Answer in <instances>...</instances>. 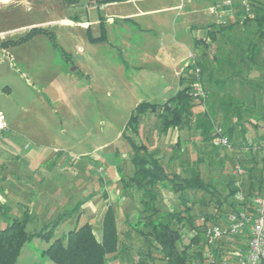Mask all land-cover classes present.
I'll return each mask as SVG.
<instances>
[{
	"label": "rangeland",
	"instance_id": "rangeland-1",
	"mask_svg": "<svg viewBox=\"0 0 264 264\" xmlns=\"http://www.w3.org/2000/svg\"><path fill=\"white\" fill-rule=\"evenodd\" d=\"M211 2L128 0L109 3L104 10L90 0H78L71 5L61 0L0 2V42L16 39L32 26L47 30V34L39 33L0 49V121L8 128L1 143L23 154L31 155L35 149L48 157L47 163L36 161L32 166L48 167L52 184L41 186L49 193L56 192L54 204L45 202L43 214L31 215L26 230L38 231L64 210L72 211L59 220L49 240L32 237L27 241L14 264H56L42 252L50 242L86 221L92 222L100 235L108 207L114 216L117 247L108 255L106 264H133L139 248L146 250L129 225L137 214L139 194L133 188H124L122 183L133 172L131 139L157 145L163 163H168L174 143L159 131L156 113L143 116L137 134L126 129V122L139 102L160 104L178 90L176 74L181 61L190 60L191 52L195 57L203 52L202 59L209 69L212 65L218 68L215 75L219 76L222 68L215 63L214 55L221 60L227 55L235 58L241 51L233 44L235 41L245 48L246 38L253 35L241 25L229 35L210 41L209 48L194 47V37L205 38L206 29L201 26L215 22L205 14ZM146 10L152 11L140 13ZM104 13L114 20L105 23L108 40L93 43L89 36L99 34V26L94 22ZM82 15L92 24L89 29L80 22ZM261 44L257 64L264 59V39ZM178 134L182 157L179 155V160L170 163L181 172L179 161L195 160L202 144L185 129ZM257 136H264L263 127L250 128L245 133L248 142ZM261 143L264 145V140ZM203 156L198 163L200 174L218 187L223 186L234 165L241 163L232 159L222 168L208 148H204ZM237 156L239 160L243 158L240 153ZM224 159L227 161V157ZM240 167L244 170V166ZM168 189L165 186L159 198L164 210L175 204V196ZM96 201H100L99 208L93 206ZM35 205L33 202L32 206ZM195 213H199L198 207ZM15 215L14 209L6 212L2 225ZM152 251L157 255L156 250ZM190 264H198V260Z\"/></svg>",
	"mask_w": 264,
	"mask_h": 264
},
{
	"label": "trees",
	"instance_id": "trees-1",
	"mask_svg": "<svg viewBox=\"0 0 264 264\" xmlns=\"http://www.w3.org/2000/svg\"><path fill=\"white\" fill-rule=\"evenodd\" d=\"M61 1L68 5L78 2ZM123 1L128 0H94L97 6ZM239 25L249 29L253 36L246 38L245 48L240 42H233L241 49L235 58L227 55L221 60L214 55L215 63L222 68L218 71L219 76L215 75L218 68L212 65L209 69L201 52L196 55L193 64L183 67L178 79L180 87L171 97L160 104L141 101L129 115L126 129L131 134L138 133L143 116L156 113L160 120L159 131L166 134L171 129L178 132L185 129L202 144V149H199L201 152L195 160L179 161L182 171L177 172L170 162L176 158L179 160V155L182 157L179 136L172 147L168 163H163L157 146L135 143L127 135L133 145V172L122 179V183L124 188H133L139 194L137 214L129 225L146 248L144 251L142 247L139 248L138 259L133 264H190L193 260L205 264L208 256L215 261L219 260L211 254L212 248H217L222 238L228 241L237 239L243 230L238 233L223 231L217 240L208 243L204 235L205 228L219 225L226 229L229 213L253 211L251 197L264 192V157L259 149L254 148L259 146L264 149L261 143L264 136H257L251 142L245 138L250 128H264V75H261L264 59L256 63L264 39V0H256L253 14L243 22H212L201 26L206 29L205 38L194 37L193 45L209 48L210 41L215 42L219 35H229ZM39 33L47 34V30L42 26H32L16 39L1 41L0 49L20 44ZM106 39L105 22L100 17L99 34L89 36V40L97 43ZM196 67L198 72H195ZM196 81L200 82L206 93L203 100L193 88ZM217 135L227 138L230 145L211 144ZM204 148L212 150V156H217L216 163L222 168L232 159L241 162L234 165L222 187L213 181H206L200 174L198 163L204 159ZM219 151L223 152L221 156ZM237 153L242 154L241 160ZM235 166H244L243 173L234 172ZM165 186L174 194L175 204L164 210L159 204V198ZM238 192L243 195V199L236 198ZM196 207L199 213H195ZM109 208L103 217L100 235L86 221L69 229L63 237L54 238L42 251L43 254L56 264H106L108 255L117 247L114 216ZM70 210H65L40 230L32 232L26 230V224L31 220L27 210L20 216L15 213L11 219L5 220L4 225L0 226V264H14L21 248L32 237L49 240L59 220L70 215ZM0 212L7 211L0 207ZM206 247L208 250H205ZM153 249L157 255L153 254ZM231 257L236 261L235 253L228 254L226 258L230 260Z\"/></svg>",
	"mask_w": 264,
	"mask_h": 264
},
{
	"label": "crops",
	"instance_id": "crops-1",
	"mask_svg": "<svg viewBox=\"0 0 264 264\" xmlns=\"http://www.w3.org/2000/svg\"><path fill=\"white\" fill-rule=\"evenodd\" d=\"M108 4L101 5L99 9L104 10V8ZM153 10H158V9H153ZM150 11L152 10L141 11L140 13H149ZM100 17L107 24L113 23L114 21L113 18L107 16L106 13H104V15ZM100 17L98 22L97 21L94 22L98 26H99ZM125 19H130V18H125ZM80 22H82L84 26H87L88 29L92 25L91 23L89 24L86 15H82V20ZM191 28L193 29V27ZM108 37L109 36L107 35V40ZM186 63H187V59H183L181 61L180 69L177 72L179 74H176L178 75V79L180 74L183 72V67L186 66ZM7 131L8 128L6 130V133ZM6 133L3 138V142L4 139L6 138ZM167 136H169V140H171L172 143H175L179 134L177 130L171 129L166 133V138ZM154 146L157 145H153V147ZM30 153L31 155H28V153L23 154L22 151L16 149L13 146H9V145L6 146L4 143L2 144V151L0 152V207L2 208V210L5 209L7 213L14 209V212L18 216H20L24 210H27L30 216L31 215L37 216V214H43L44 212L43 207L45 202L48 203L50 202L51 204H54V202L56 201V196H54L56 192H54V194L49 193L47 188H45L47 184L48 185L52 184L51 183L52 180L50 181V178L48 176L49 173L48 167L41 166L38 164V166H36L37 167L36 169V167L32 166V162L36 163V161L38 163L40 162V164L41 162L47 163L49 160L48 157L42 156V154L35 149H32ZM55 163L56 162L53 161L54 166ZM38 168H40L41 170L38 171ZM42 183H44L45 189H43V186H41ZM33 202L34 203L36 202L35 207L32 206ZM98 203H100V201H96L93 203L94 208L100 207L101 204ZM9 204H11V206H9ZM5 214L6 212L5 213L0 212V226L2 225L3 222L2 216H5ZM87 222L93 225L92 222L90 221ZM248 238H249V231H248V227L246 226L244 227L242 233L238 236L237 239L233 241L230 240L228 241L225 240V238H222L217 243L218 247L215 249L212 248L211 254L213 253L216 256L215 258L216 259L219 258V260L226 258L230 253H237L239 250H244L247 246ZM205 250H208V247H206ZM229 264H237V263L234 260V258L231 257V259L229 260Z\"/></svg>",
	"mask_w": 264,
	"mask_h": 264
},
{
	"label": "built area",
	"instance_id": "built-area-1",
	"mask_svg": "<svg viewBox=\"0 0 264 264\" xmlns=\"http://www.w3.org/2000/svg\"><path fill=\"white\" fill-rule=\"evenodd\" d=\"M94 0H90V3ZM256 0H214L205 9V14L211 16L215 22L219 24H225L232 21L243 22L253 14V8ZM190 60H187L186 65L193 64L195 61V54L191 52L188 56ZM199 69L196 67L195 72ZM196 95L202 100L206 98V93L202 89L200 82L196 81L193 84ZM7 130V125L4 121H0V152L2 151V137ZM211 143L214 145H226L230 143L222 135L215 136ZM255 149L261 151L264 157V149L259 146H255ZM234 172L242 174L243 169L239 166H235ZM236 198L243 199V195L238 192ZM253 203V211L251 212H238L229 213L227 215V228L222 229L219 225L207 226L204 230L205 238L208 243H212L217 240L223 231L230 233H238L248 227L249 238L247 247L244 250H240L235 253V259L237 264H262L264 262V192L261 195L251 197ZM205 264H229L227 258L215 261L211 256L205 259Z\"/></svg>",
	"mask_w": 264,
	"mask_h": 264
},
{
	"label": "bare ground",
	"instance_id": "bare-ground-1",
	"mask_svg": "<svg viewBox=\"0 0 264 264\" xmlns=\"http://www.w3.org/2000/svg\"><path fill=\"white\" fill-rule=\"evenodd\" d=\"M8 0H0V2H7Z\"/></svg>",
	"mask_w": 264,
	"mask_h": 264
}]
</instances>
